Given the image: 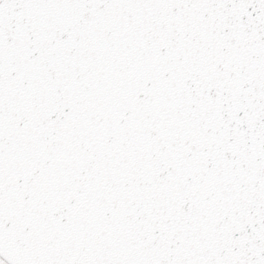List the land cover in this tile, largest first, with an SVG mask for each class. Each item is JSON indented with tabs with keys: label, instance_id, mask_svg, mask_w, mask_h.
Wrapping results in <instances>:
<instances>
[{
	"label": "snow or ice",
	"instance_id": "snow-or-ice-1",
	"mask_svg": "<svg viewBox=\"0 0 264 264\" xmlns=\"http://www.w3.org/2000/svg\"><path fill=\"white\" fill-rule=\"evenodd\" d=\"M0 264H264V0H0Z\"/></svg>",
	"mask_w": 264,
	"mask_h": 264
}]
</instances>
